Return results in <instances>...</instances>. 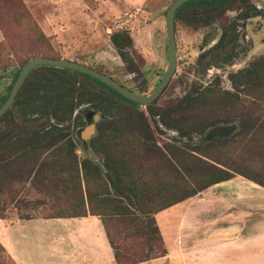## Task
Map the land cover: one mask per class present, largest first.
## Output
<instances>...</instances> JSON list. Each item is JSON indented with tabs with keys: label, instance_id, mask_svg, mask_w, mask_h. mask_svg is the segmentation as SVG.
I'll list each match as a JSON object with an SVG mask.
<instances>
[{
	"label": "trees",
	"instance_id": "16d2710c",
	"mask_svg": "<svg viewBox=\"0 0 264 264\" xmlns=\"http://www.w3.org/2000/svg\"><path fill=\"white\" fill-rule=\"evenodd\" d=\"M16 1L20 2L0 0V20L2 16L12 18L10 3ZM0 32L4 37L1 25ZM38 66L59 70L56 80H35L28 85L42 89V104L50 94L73 92L67 75L77 72L38 64L26 74L0 119L23 99L28 76ZM227 78L230 89L217 83L191 86L174 104L150 110L162 126L178 136L201 137L189 151L169 143L163 152L154 143L144 114L111 99L117 112L102 117L88 140L91 151L102 158L104 173L88 158L77 159L71 141L53 128L36 134L28 147L0 162V197L4 189L10 196L14 184L26 182L40 195L36 203L63 204L43 213L42 218L96 215L115 264H135L164 255L155 212L235 175L264 187V59L250 60ZM41 184L45 187L39 188ZM4 209L2 202L0 218H4ZM18 218L33 217L23 214Z\"/></svg>",
	"mask_w": 264,
	"mask_h": 264
},
{
	"label": "rangeland",
	"instance_id": "374dc122",
	"mask_svg": "<svg viewBox=\"0 0 264 264\" xmlns=\"http://www.w3.org/2000/svg\"><path fill=\"white\" fill-rule=\"evenodd\" d=\"M171 1L20 0L10 3L9 15L12 14V18L2 16L0 20L4 32L0 41V99L8 93L10 81L25 59L40 54H51L80 62L109 75L135 92H150L167 63L163 18ZM198 1L200 0H186L184 6ZM252 1L264 9V0ZM211 28L214 32L213 26ZM205 31L208 29L188 27L176 21L175 71L161 93L149 104V109L145 106L137 108L148 122L154 143L163 152L164 145L169 143L189 151L188 147L193 142L198 143L201 137L193 135L189 140L187 137L178 136L172 129L162 126L157 116L151 115L150 110L174 104L191 86L203 87L209 83H217L220 88L230 89L226 75L237 70L247 60L236 58L233 62L238 67L233 68L196 67L199 42ZM118 34H127L131 44L124 49L120 48L116 41ZM118 49L133 56L140 67L138 75L126 74L117 54ZM57 76L59 70L44 66H38L31 71L23 99L14 103L9 112L0 119V162L6 161L18 150L28 147L33 143V137L41 133V130L58 128L65 138L71 141L77 159L88 158L98 164L104 173L102 161L97 162L87 153L89 136H79L81 129L78 126L83 121L81 116L75 113L77 108L71 112L54 111L53 107L63 94H50L47 102L42 104V89L28 86L35 80H56ZM84 76L78 73L67 75L73 86L78 88L75 92H79L84 86L92 89L97 109L106 110L107 114L117 112L118 106L104 103V96H111L113 101L117 99L116 103L124 105L123 101L114 98L112 94H117L111 88L104 84L100 86ZM216 76L219 77V82L214 79ZM40 172L41 168L38 169V174ZM42 187H45L44 184L39 185V188ZM6 190L8 189L3 190L0 203L4 202L3 217L9 221L19 219L23 214L41 217L43 213L63 206L57 202L53 207L48 202L45 205L36 203L35 198L40 195L34 194L26 182L14 184L10 196L5 193ZM0 264H14L2 247Z\"/></svg>",
	"mask_w": 264,
	"mask_h": 264
},
{
	"label": "crops",
	"instance_id": "0c3cea01",
	"mask_svg": "<svg viewBox=\"0 0 264 264\" xmlns=\"http://www.w3.org/2000/svg\"><path fill=\"white\" fill-rule=\"evenodd\" d=\"M153 217L165 253L135 264H264V187L242 176ZM0 246L14 264H115L102 225L90 214L0 218Z\"/></svg>",
	"mask_w": 264,
	"mask_h": 264
},
{
	"label": "flooded vegetation",
	"instance_id": "af4514ba",
	"mask_svg": "<svg viewBox=\"0 0 264 264\" xmlns=\"http://www.w3.org/2000/svg\"><path fill=\"white\" fill-rule=\"evenodd\" d=\"M183 3H181L175 9L173 14V38L176 21H180L183 25L188 27H201L208 29V31H205V33H203L200 38V50L196 56L195 61L196 67L201 66V68H205V66H214L216 68H220L222 66H231V68H233L238 67L233 62L236 58L240 57L242 58L241 60L246 58L247 60L244 61V64L239 67L241 68L254 58L264 59V9L262 6L257 5L252 0H200L199 2H195L194 4L179 8ZM228 14L230 15L227 16ZM212 26L214 32H212L213 30H211ZM116 41L119 47L122 49L126 48L128 45L131 44V40L127 34H118L116 37ZM174 46L176 58L172 74L175 71L177 60L175 40ZM122 49H118L119 51L117 54L120 59V62H122L124 66L126 74L132 76L138 75L140 73V67L137 64L136 60H134L132 55H130L128 52H124V50ZM166 67L167 63L164 69L162 70L160 77L158 78L157 82L154 84L150 92L162 78ZM77 73L81 76L86 75L79 72ZM105 75L110 77L107 74ZM87 76L88 75H86V78L91 79L96 83L99 82H97V80L95 81V79H93L92 77ZM171 76L169 77L168 81L170 80ZM110 78L113 79L112 77ZM214 79L219 82L218 76L214 77ZM168 81L166 82V84L168 83ZM116 82L122 87L136 94L146 95L150 93H145L142 90L135 92L132 89H129L128 87L123 85L122 83H119L118 81ZM100 83L98 84L100 85ZM166 84L162 87L157 96L161 93ZM76 89L78 88L74 87V90L71 94L68 93L67 95H62L61 97H59V101H57V104L53 107V110L58 112L63 110H65V112H71L73 109L77 108L75 110V113H78V115L81 116V119L83 121V123L78 126V128L81 129L79 130V136L84 137V135L87 134L90 138L95 133V124L102 117H106L108 114L106 110L97 109V107L94 105V95L90 87L84 86L81 90H78L79 92H75ZM112 95L114 96V98L116 97L119 100L123 101L125 106H128L130 108L133 107L136 110L139 106L146 107V105L150 104L155 100V98H157L156 96L150 103L142 105L134 103L130 100H128V102L126 101L127 99L124 100V97V99H122L115 94ZM103 101L106 104L112 105L111 96H104ZM46 130L48 129L41 130V132Z\"/></svg>",
	"mask_w": 264,
	"mask_h": 264
},
{
	"label": "water",
	"instance_id": "95a60500",
	"mask_svg": "<svg viewBox=\"0 0 264 264\" xmlns=\"http://www.w3.org/2000/svg\"><path fill=\"white\" fill-rule=\"evenodd\" d=\"M186 0H172L170 4L168 5L165 14H164V30H165V37L167 42V49H168V62L166 70L162 76V78L159 80V82L156 84V86L153 88V90L146 94V95H140L136 94L134 92H131L127 90L126 88L119 85L116 81L111 79L110 77L106 76L105 74H102L80 62L68 60L66 58H48V57H42V56H36L27 59L19 68L9 90L8 93L4 99V101L0 104V115L8 108L10 103L12 102L15 93L17 92L22 80L26 76V74L36 65L38 64H46L54 67H62L67 68L79 73L86 74L93 79L103 83L104 85L110 87L115 92H117L119 95L124 97L127 100H130L137 104H148L150 103L160 92L162 87L166 84L169 77L171 76L174 66H175V46H174V38H173V14L175 9ZM88 155L95 159L97 162L101 163L102 159L101 156L98 154H95L91 151L90 148L86 149Z\"/></svg>",
	"mask_w": 264,
	"mask_h": 264
}]
</instances>
